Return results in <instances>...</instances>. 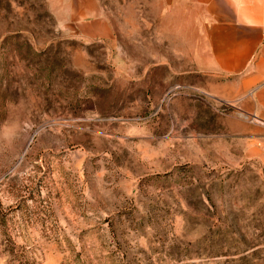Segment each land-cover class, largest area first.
<instances>
[{"label":"rangeland","instance_id":"1","mask_svg":"<svg viewBox=\"0 0 264 264\" xmlns=\"http://www.w3.org/2000/svg\"><path fill=\"white\" fill-rule=\"evenodd\" d=\"M226 1L0 0V264H264Z\"/></svg>","mask_w":264,"mask_h":264},{"label":"crops","instance_id":"2","mask_svg":"<svg viewBox=\"0 0 264 264\" xmlns=\"http://www.w3.org/2000/svg\"><path fill=\"white\" fill-rule=\"evenodd\" d=\"M256 1L228 0L214 12L207 8L202 20L211 22L213 28L200 57L201 61L206 57L207 63L201 71L212 69L225 79L230 76L234 82L224 87L237 89L231 97L251 105L249 113L256 118L246 127L243 124L241 133L248 135V158L264 167V138L263 146L258 145L264 135V11L257 17Z\"/></svg>","mask_w":264,"mask_h":264}]
</instances>
